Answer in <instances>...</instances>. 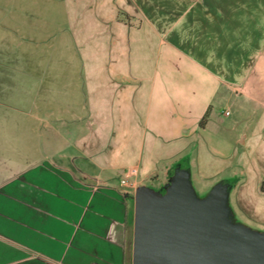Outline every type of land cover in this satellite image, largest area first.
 I'll return each instance as SVG.
<instances>
[{"label":"crops","instance_id":"obj_1","mask_svg":"<svg viewBox=\"0 0 264 264\" xmlns=\"http://www.w3.org/2000/svg\"><path fill=\"white\" fill-rule=\"evenodd\" d=\"M257 161L264 0H0V264H133L179 165L264 227Z\"/></svg>","mask_w":264,"mask_h":264},{"label":"water","instance_id":"obj_2","mask_svg":"<svg viewBox=\"0 0 264 264\" xmlns=\"http://www.w3.org/2000/svg\"><path fill=\"white\" fill-rule=\"evenodd\" d=\"M231 188L220 181L201 199L181 165L163 189L140 186L133 264H264V232L236 221Z\"/></svg>","mask_w":264,"mask_h":264},{"label":"rangeland","instance_id":"obj_3","mask_svg":"<svg viewBox=\"0 0 264 264\" xmlns=\"http://www.w3.org/2000/svg\"><path fill=\"white\" fill-rule=\"evenodd\" d=\"M226 122H231L233 120H236L237 119V116L234 114L232 115L231 117L229 118H224ZM243 122H246L248 125L252 124L253 121L251 120H246V121H243ZM258 154L260 155L261 153L258 152ZM258 162V161H257ZM186 166V165H185ZM253 166V164H252ZM255 168H253L256 173L258 175H261V174H264V163L261 161V162H258L256 166H254ZM192 184L194 186V189L197 193V196L199 198H205L207 196V194L211 191V189L213 188V184H205V185H198L197 182L194 181V175L192 176ZM143 186V185H141ZM236 221L238 223H241L251 229H254V230H258V231H261V232H264V227H261V226H257V225H254L252 224L250 221L246 220V219H242V218H236Z\"/></svg>","mask_w":264,"mask_h":264},{"label":"trees","instance_id":"obj_4","mask_svg":"<svg viewBox=\"0 0 264 264\" xmlns=\"http://www.w3.org/2000/svg\"><path fill=\"white\" fill-rule=\"evenodd\" d=\"M207 120V116L203 119L201 125L204 126L205 125V121ZM262 191L264 192V183L262 185Z\"/></svg>","mask_w":264,"mask_h":264},{"label":"built area","instance_id":"obj_5","mask_svg":"<svg viewBox=\"0 0 264 264\" xmlns=\"http://www.w3.org/2000/svg\"><path fill=\"white\" fill-rule=\"evenodd\" d=\"M227 114H229V113H227ZM122 184H123V185H127V181H126V180H123V181H122Z\"/></svg>","mask_w":264,"mask_h":264}]
</instances>
